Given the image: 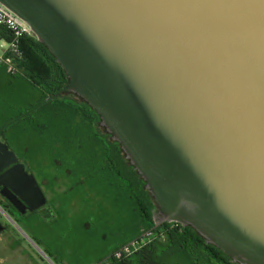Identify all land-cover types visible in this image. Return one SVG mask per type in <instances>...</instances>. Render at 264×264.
I'll use <instances>...</instances> for the list:
<instances>
[{
    "label": "water",
    "instance_id": "water-1",
    "mask_svg": "<svg viewBox=\"0 0 264 264\" xmlns=\"http://www.w3.org/2000/svg\"><path fill=\"white\" fill-rule=\"evenodd\" d=\"M0 3L65 69L61 94L100 114L146 181L160 216L142 237L178 223L238 264H264V0ZM17 161L0 140V172ZM1 187L19 209L23 188L38 198L30 211L47 203L22 164Z\"/></svg>",
    "mask_w": 264,
    "mask_h": 264
},
{
    "label": "rangeland",
    "instance_id": "rangeland-1",
    "mask_svg": "<svg viewBox=\"0 0 264 264\" xmlns=\"http://www.w3.org/2000/svg\"><path fill=\"white\" fill-rule=\"evenodd\" d=\"M40 102L30 86L0 75V133L7 129V136L18 137V152L58 208L33 230L13 222L14 239L24 246L15 248V243L0 238V264H92L138 230L137 213L126 201L122 184L118 187L114 176L106 175L108 159L118 165L121 156L102 124L98 130L107 145L97 140L89 118L80 111L84 105L78 111L53 103L9 127ZM107 148L114 152L111 158ZM153 213L159 216L158 205Z\"/></svg>",
    "mask_w": 264,
    "mask_h": 264
},
{
    "label": "trees",
    "instance_id": "trees-1",
    "mask_svg": "<svg viewBox=\"0 0 264 264\" xmlns=\"http://www.w3.org/2000/svg\"><path fill=\"white\" fill-rule=\"evenodd\" d=\"M11 38L10 31L6 28L0 29V39L10 41ZM21 48L24 52V59L18 63L21 68L19 75L25 76L42 93V100L27 113L20 115L18 120L11 123L9 127L29 119L33 111L53 103L76 107L78 111L81 105H84L86 109L80 111H83V115L89 118L91 127L95 129L97 140L102 146H106L107 143L100 138L101 134L98 130L102 122L100 114L76 94H61V91L68 86L70 79L57 58L38 41L37 37L23 39ZM106 136L113 145L117 146L121 156L118 165L113 160L109 164L108 159L106 175L114 176V182L118 187L120 183L122 184L121 188L125 190L123 192L126 193V197L124 196L126 201L128 200L134 206L137 213L138 230L134 237L109 252L101 261L104 260L106 264H238L220 248L209 244L194 228L189 226L168 223L142 237L155 227L156 218L153 210L158 205L157 201L146 189V181L126 158L121 145L113 142L112 135L108 132ZM107 151L109 157L110 153H114L108 148ZM113 171L117 174L116 176L112 174ZM135 240L137 244L131 248L130 253L124 252L117 257L122 248ZM110 256L112 257L109 258Z\"/></svg>",
    "mask_w": 264,
    "mask_h": 264
},
{
    "label": "flooded vegetation",
    "instance_id": "flooded-vegetation-1",
    "mask_svg": "<svg viewBox=\"0 0 264 264\" xmlns=\"http://www.w3.org/2000/svg\"><path fill=\"white\" fill-rule=\"evenodd\" d=\"M6 130L7 129H5L3 132L0 133V140L6 143L9 146L10 150L16 154L18 161L17 163L9 165V167L6 170H3L2 172H0V175H2L5 171L13 168L17 164L24 165L25 171L29 175H32L35 177V179L37 180L38 186L40 187V189L42 190L43 194L45 195L47 199V203L45 206L40 207L36 211L32 212L30 211L29 202L32 205H36L38 203V198L36 195L28 196V191L25 188H23V190H21L22 197L12 192V195L16 199L18 198V201L22 203V207L21 209H19L17 206L14 205V203L9 198L2 195L3 187L0 188V222L5 228V230L0 233V238L3 237L8 243L14 244L18 240L14 239L16 236L13 231V225H12L13 222L17 224L21 223L28 230H33L35 227H38L40 225L39 222L44 224V221L48 219L49 217H51L52 213L57 211L58 208H56V206L52 203V200H53L52 196H50L48 192L44 191L43 183L38 180L37 176L34 174L33 170L31 169V166L27 164V161L25 160L26 158L24 157L22 158L21 153L18 152L19 150L17 149V147H18V144H20L18 137L15 134L7 136ZM113 142L115 141L113 140ZM23 243L24 242H21L20 244L24 246ZM27 252H28V247L26 246L24 247V255L27 256ZM63 264H75V263L74 262L72 263L71 261L66 260Z\"/></svg>",
    "mask_w": 264,
    "mask_h": 264
},
{
    "label": "built area",
    "instance_id": "built-area-1",
    "mask_svg": "<svg viewBox=\"0 0 264 264\" xmlns=\"http://www.w3.org/2000/svg\"><path fill=\"white\" fill-rule=\"evenodd\" d=\"M1 28H6L10 31L12 38L10 41L0 39V66L6 67L10 75H19L21 73V68L18 63L24 59V52L21 48L22 40L34 38L36 35L27 22L0 3V29ZM136 244L137 242L130 247L124 248L123 251L117 254V257H120L124 252L130 253L131 248H134ZM101 264L106 263L103 262Z\"/></svg>",
    "mask_w": 264,
    "mask_h": 264
},
{
    "label": "crops",
    "instance_id": "crops-1",
    "mask_svg": "<svg viewBox=\"0 0 264 264\" xmlns=\"http://www.w3.org/2000/svg\"><path fill=\"white\" fill-rule=\"evenodd\" d=\"M0 67H2V69L3 70H0L1 71V76H3V77H5L7 80H9V81H13V80H16V81H20V82H23V83H25L26 85H28V86H30L31 88H32V90H34V92L38 95V98H39V100L41 101L42 100V93L37 89V88H35L33 85H32V83L25 77V76H23V75H21V76H18V75H16L17 77L16 78H13L12 77V75H10L9 73H8V71H7V68L6 67H4V66H0ZM3 132V131H2ZM19 244L20 243H15V245H16V247L15 248H17V247H19ZM14 245V244H13ZM21 245V244H20ZM109 254V251L108 252H106L105 253V255L104 256H102V257H99L95 262H93L92 264H99V263H101V262H103V261H101L105 256H107Z\"/></svg>",
    "mask_w": 264,
    "mask_h": 264
}]
</instances>
